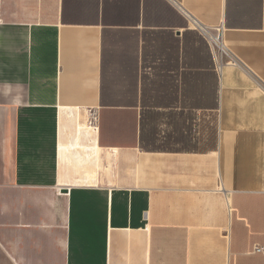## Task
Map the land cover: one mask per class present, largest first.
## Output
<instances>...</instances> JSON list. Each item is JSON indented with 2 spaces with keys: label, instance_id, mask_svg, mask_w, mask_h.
I'll return each instance as SVG.
<instances>
[{
  "label": "crops",
  "instance_id": "0c3cea01",
  "mask_svg": "<svg viewBox=\"0 0 264 264\" xmlns=\"http://www.w3.org/2000/svg\"><path fill=\"white\" fill-rule=\"evenodd\" d=\"M154 1L0 0V264H264V0Z\"/></svg>",
  "mask_w": 264,
  "mask_h": 264
},
{
  "label": "built area",
  "instance_id": "2783aa9c",
  "mask_svg": "<svg viewBox=\"0 0 264 264\" xmlns=\"http://www.w3.org/2000/svg\"><path fill=\"white\" fill-rule=\"evenodd\" d=\"M198 28L207 36L208 40L211 43L214 56L217 58L219 61L220 66L224 63V56L229 54L228 49L226 48L223 39H222V28H218L214 30V33L217 34V39H214V37L209 33V29L206 27L202 26L200 23L196 22ZM209 30V31H208ZM212 31V30H211ZM228 62H234L233 60H230ZM254 250L256 252H262L264 253V245H256Z\"/></svg>",
  "mask_w": 264,
  "mask_h": 264
},
{
  "label": "bare ground",
  "instance_id": "6f19581e",
  "mask_svg": "<svg viewBox=\"0 0 264 264\" xmlns=\"http://www.w3.org/2000/svg\"><path fill=\"white\" fill-rule=\"evenodd\" d=\"M209 31V30H208ZM209 33L214 37V39H217V34L216 33H214V31H209ZM68 119H71V118H68ZM92 125V124H91ZM80 126V125H79ZM71 129V128H70ZM84 130V129H83ZM85 136L87 137V138H89L93 143H94V141H95V137H96V132L95 131H87V132H85ZM79 138V137H78ZM81 139V138H80ZM76 143H73V147H78L79 145H81V147H82V151L80 150V154H79V156L80 157H82L83 155H84V158H85V160L87 159V158H89V157H87V155L88 154H90L89 153V151L92 149V147H90V146H88V145H84L83 143H80L79 141H75ZM86 144V143H85ZM89 144V143H88ZM67 147V146H66ZM66 149H68V148H66ZM60 150H61V152H60V156H61V165H63V161H65L64 159H65V144H64V142H63V138H62V143H61V148H60ZM93 154V153H92ZM76 156H77V154H76ZM90 156V155H89ZM68 158V157H67ZM97 159H98V156H97ZM70 160H71V158H70ZM80 160V159H79ZM82 161H84V160H82ZM80 164V163H79Z\"/></svg>",
  "mask_w": 264,
  "mask_h": 264
},
{
  "label": "rangeland",
  "instance_id": "374dc122",
  "mask_svg": "<svg viewBox=\"0 0 264 264\" xmlns=\"http://www.w3.org/2000/svg\"><path fill=\"white\" fill-rule=\"evenodd\" d=\"M150 3V7H149V11L150 12H162L164 13L166 10L162 8V6L158 3H156L154 0H149ZM166 15V14H164ZM169 17L164 16L165 22H168Z\"/></svg>",
  "mask_w": 264,
  "mask_h": 264
}]
</instances>
